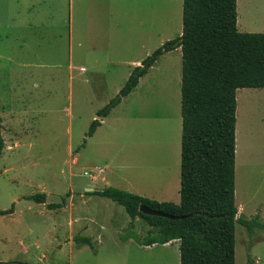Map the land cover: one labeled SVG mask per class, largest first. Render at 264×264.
I'll return each mask as SVG.
<instances>
[{"label": "rangeland", "instance_id": "1", "mask_svg": "<svg viewBox=\"0 0 264 264\" xmlns=\"http://www.w3.org/2000/svg\"><path fill=\"white\" fill-rule=\"evenodd\" d=\"M100 1L103 9L99 14L96 0H0L4 139L0 208H15L13 215L0 216V232L13 240L1 262L179 264L176 242L141 245L138 241L156 229L141 218L131 223L124 207L108 198L99 196L80 205L83 229L73 222L79 194L93 191V185L86 184L91 182L94 166L109 163L115 173L124 175L125 182L133 184L130 192L157 201V196H164L166 201L175 194L172 183L177 155L178 167L180 160V84L171 70L153 77L150 93L145 86L137 88L124 100L119 118L106 122L103 131L94 138L86 137L82 144L96 111L112 98L113 94L108 96L116 87L109 81L97 91L90 65L94 59L103 63L108 55L113 64L128 54L88 48L89 27L103 14L108 22L119 17L123 31L128 25L135 27L127 18L134 7L139 14L143 7L140 0ZM243 2V9L237 10L238 31L264 32V0ZM90 3H94L93 9ZM149 12H145L146 21ZM155 16L163 42L179 35L177 1L162 0L160 7L156 3ZM243 23L249 30H241ZM167 60L161 57L158 67L167 66ZM80 66L87 71L79 72ZM102 68L112 71L115 67ZM236 103L237 216L251 218L258 213L264 221V88L260 92L240 88ZM125 182L120 185L129 189ZM37 192L45 193L46 203L63 199L64 206L48 209L45 203L16 201L20 195ZM129 231L133 236L123 239ZM83 235L91 236L92 247L75 240ZM234 257V264H264V229L249 233L236 222Z\"/></svg>", "mask_w": 264, "mask_h": 264}, {"label": "trees", "instance_id": "2", "mask_svg": "<svg viewBox=\"0 0 264 264\" xmlns=\"http://www.w3.org/2000/svg\"><path fill=\"white\" fill-rule=\"evenodd\" d=\"M236 19V0H182L180 34L164 41L131 70L118 92L96 111L82 142L159 56L180 48L179 203L157 201L112 186L90 192L122 205L131 223L141 218L156 229L138 241L141 245L178 240L179 264H234L236 222L249 233L254 228L264 229L258 213L251 218L237 216L234 196L236 91L264 88V32H240ZM3 147L0 120V155ZM23 199L45 203L48 209L64 206L63 199L46 203L43 192ZM140 205L183 218L147 215L138 210ZM12 212L13 205L0 210V215ZM127 234L120 237L133 236L130 231ZM75 240L92 247L89 237Z\"/></svg>", "mask_w": 264, "mask_h": 264}, {"label": "crops", "instance_id": "3", "mask_svg": "<svg viewBox=\"0 0 264 264\" xmlns=\"http://www.w3.org/2000/svg\"><path fill=\"white\" fill-rule=\"evenodd\" d=\"M96 12L100 14L102 11V3L100 0H96ZM171 1V0H170ZM178 3V17L181 20V5H182V0H175ZM239 0H237L236 3V10H238L239 7ZM246 2V1H245ZM139 3V2H138ZM140 3L143 4L141 14L137 12L135 9L136 7L133 8V13H131L127 19L133 22L135 27H130L128 25V28L126 30H122V21L119 20V17H113L112 22L106 21V16L105 14L103 15H98L97 20L93 27H89L88 33L90 34V39L87 42L88 48L92 50H103L105 52L109 51H115L113 53H124L127 52L128 54L124 58H118L113 61L109 60V55L106 56L105 61L99 62L98 59H94L93 63L90 65L89 69L91 70V76L94 78L95 77V82L96 84V90H100V85L103 88V84H107L109 81L116 84V87L112 90V93L108 96L113 97L118 90L121 88V86L124 84L126 79L128 78L131 70L140 64V62L147 56L149 55L152 51H154L156 48L161 46L163 43V39L161 37V32L160 29L156 27V16H155V6L156 3H158L159 7L162 3V0H140ZM151 3V4H150ZM136 3L134 2V5ZM238 4V5H237ZM114 6V4H113ZM152 6V7H151ZM91 9L94 8V3H90ZM240 9V8H239ZM112 11L115 12V7L112 8ZM146 11L149 12V18L148 21H146L147 17L145 15ZM239 12V10H238ZM160 16V15H159ZM237 14V19H236V25L239 24V18ZM243 19V18H242ZM241 19V20H242ZM123 20V19H122ZM181 23V22H180ZM241 30H249V26L245 25L244 23L240 26ZM181 32V27H179V34ZM86 33V35L88 34ZM173 37V35H171ZM171 37V38H172ZM81 45V43H80ZM166 57L168 58L167 60V66L162 65L158 67L159 65V60L161 57ZM106 65H113L115 68L112 71L105 70L102 68L103 66ZM79 72L85 73L87 69L83 66L79 67ZM172 71L174 74V80L177 84H180V74H181V51L180 48H175L169 51H166L163 53L161 56H159L154 63L148 68L147 72L139 78V81L137 85L133 88V90L125 97L121 99V101L113 107L110 112L104 116L100 120V124L96 127L95 131L93 134L90 136V138H94L97 133H100L103 126L105 125L106 122L109 120H117L118 117V112L121 110L124 100L134 93L135 90L139 87H144L146 88L147 92L150 93L149 90V85L151 81L154 79L153 77L156 76V74L160 75H165V72L167 71ZM180 73V74H179ZM90 80V79H86ZM153 83V82H152ZM99 84V85H98ZM143 89V88H142ZM240 89V88H239ZM237 89L236 91V97H237V92L239 91ZM251 89V91L255 92H260L262 91L263 88H247ZM260 89V90H258ZM178 93L180 94V88L178 90ZM180 98V95H179ZM237 106V103H236ZM235 113H236V108H235ZM180 133H181V116H180ZM179 121L177 119V126H179ZM2 128V125H1ZM236 129H235V145H236ZM237 136H238V131H237ZM3 137V136H2ZM176 148L178 150V135L176 137V142H175ZM236 150V149H235ZM180 153V152H179ZM122 167L120 166L119 169ZM234 174H235V180H236V162L234 159ZM173 183L172 187L175 190V194L173 195L172 198H168L171 200L170 202H174L176 204L179 203L180 201V195H179V188H180V160H179V167H178V155L176 159V166H175V173L173 175ZM91 182L87 183L86 185H93V190L95 189H102L107 186H112L116 187L125 191L130 192L133 190V184L131 182H125L124 175L121 173H115L109 165V163H105L104 167H98L94 166L92 170V177L90 178ZM234 180V183H235ZM127 185L128 188L123 189V186L120 185L124 184ZM84 190H87L86 187H84ZM138 193H141L142 190L138 189ZM88 191V190H87ZM132 193V192H131ZM45 194V193H44ZM30 195V194H29ZM146 195H149L148 193ZM27 196V195H24ZM234 196H235V188H234ZM98 195L94 194H79V199L76 200V202L79 203V206L75 204L76 208L78 209L77 214L74 216V224L77 225V227L82 228V221H83V216L81 213V208L83 202H90L93 201L94 198H98ZM103 197V196H100ZM164 197V196H162ZM160 196H157L161 201L164 198ZM107 198V197H103ZM19 200H25L22 198V195H20L16 201ZM109 199V198H108ZM167 199V198H166ZM158 200V201H159ZM166 200V201H169ZM43 204L44 203H37V205ZM41 208V207H40ZM62 208V207H61ZM0 210H3L0 208ZM239 211V208L237 207V212ZM15 213V208L13 206V212L9 214H4V215H13ZM0 215V216H4ZM262 217V216H261ZM264 220V217H262ZM136 218L133 220V223H135ZM83 229V228H82ZM83 232V231H82ZM81 232V233H82ZM86 236V235H83ZM91 237V236H87ZM12 238L2 234L0 232V260L3 258V255L5 253V250L8 248V244L12 242ZM172 242H176L178 245V240H173L171 242H168L166 244L170 245ZM178 250V248H177ZM179 252V251H178ZM13 257L15 256H9V259H14ZM24 261V260H23ZM28 263V262H27Z\"/></svg>", "mask_w": 264, "mask_h": 264}, {"label": "water", "instance_id": "4", "mask_svg": "<svg viewBox=\"0 0 264 264\" xmlns=\"http://www.w3.org/2000/svg\"><path fill=\"white\" fill-rule=\"evenodd\" d=\"M88 191H92V188H87ZM138 210L144 214H147V215H156V216H162V217H165V218H168V219H181L183 218V216H178V215H171V214H165V213H162V212H159V211H156V210H152L144 205H140ZM0 264H24L23 262H20V261H5V262H1L0 261Z\"/></svg>", "mask_w": 264, "mask_h": 264}, {"label": "bare ground", "instance_id": "5", "mask_svg": "<svg viewBox=\"0 0 264 264\" xmlns=\"http://www.w3.org/2000/svg\"><path fill=\"white\" fill-rule=\"evenodd\" d=\"M244 0H239V8L240 9H243V7H244V2H243Z\"/></svg>", "mask_w": 264, "mask_h": 264}]
</instances>
